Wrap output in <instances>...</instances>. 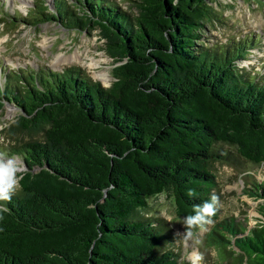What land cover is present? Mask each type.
I'll return each instance as SVG.
<instances>
[{"label": "trees", "instance_id": "trees-1", "mask_svg": "<svg viewBox=\"0 0 264 264\" xmlns=\"http://www.w3.org/2000/svg\"><path fill=\"white\" fill-rule=\"evenodd\" d=\"M130 1L135 13L115 0L42 2L22 19L98 29L113 80L67 66L0 85V110H18L1 134L25 167L21 191L0 201V264H192L149 199L168 193L186 219L219 202L216 163H264V70L239 64L252 39L206 43L214 0ZM254 189L263 221L246 235L233 219L213 230L222 256L233 237L237 264H264V181Z\"/></svg>", "mask_w": 264, "mask_h": 264}, {"label": "rangeland", "instance_id": "rangeland-1", "mask_svg": "<svg viewBox=\"0 0 264 264\" xmlns=\"http://www.w3.org/2000/svg\"><path fill=\"white\" fill-rule=\"evenodd\" d=\"M66 1L73 3V0ZM115 1L122 9L135 13L130 0ZM42 2L49 11L54 9L55 0H0V85L5 83L7 75L12 76L17 70L48 68L57 71L78 66L103 86H109L113 80L114 62L106 52L105 40L98 29H68L54 20L23 22L22 19L31 10H38ZM213 7L219 20L207 24L206 43L212 45L251 38L248 57L239 64L263 71L264 0H214ZM17 113L16 107L8 103L0 110V152L9 157L18 156L8 154L11 144L3 137L1 129L14 120ZM24 169L23 165L22 171ZM215 172L220 195L219 212L217 218L208 223L189 228L185 218L176 216L174 198L166 192L148 201L149 215L167 221L176 236L175 247L181 252L180 259L192 264H237L242 251L232 244L233 237L228 234L231 243H224L226 250L233 253L222 256L213 230L220 229L218 223L224 219H233L246 226V235L263 221L259 211L261 199L255 196L254 183L264 181V163L244 161L242 167L235 168L216 163Z\"/></svg>", "mask_w": 264, "mask_h": 264}, {"label": "clouds", "instance_id": "clouds-1", "mask_svg": "<svg viewBox=\"0 0 264 264\" xmlns=\"http://www.w3.org/2000/svg\"><path fill=\"white\" fill-rule=\"evenodd\" d=\"M22 168L23 163L18 157H9L7 153L0 152V201L10 202L12 197L21 191ZM217 202L218 198L213 195L210 201L197 206L195 215L186 217V225L191 228L194 225L210 222L209 218L215 214ZM7 211L6 207L0 205V213ZM2 219L3 216L0 215V220ZM196 259L199 260L200 257L197 256Z\"/></svg>", "mask_w": 264, "mask_h": 264}, {"label": "bare ground", "instance_id": "bare-ground-1", "mask_svg": "<svg viewBox=\"0 0 264 264\" xmlns=\"http://www.w3.org/2000/svg\"><path fill=\"white\" fill-rule=\"evenodd\" d=\"M65 59V58H64ZM61 60V59H60Z\"/></svg>", "mask_w": 264, "mask_h": 264}]
</instances>
